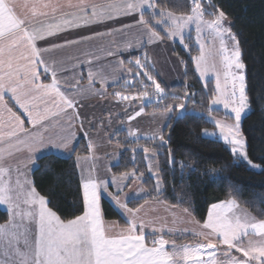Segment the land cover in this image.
<instances>
[{
    "label": "snow or ice",
    "instance_id": "snow-or-ice-1",
    "mask_svg": "<svg viewBox=\"0 0 264 264\" xmlns=\"http://www.w3.org/2000/svg\"><path fill=\"white\" fill-rule=\"evenodd\" d=\"M191 3L190 15L176 16L158 9L154 0H121L112 4L79 0L66 5L0 0V144L6 146L0 148V205H5V211L10 213L7 222L0 224V264H264V218L244 213L231 193L229 199L211 204L202 224L195 221L200 224V230L192 232L197 243L169 241L164 237L163 228H154L153 232L160 235H153L149 241L143 231L144 222L138 221L144 205L129 207V198L125 195L126 188L143 180V172L133 169L117 176L108 169V179L81 175L82 214L68 219L53 210L55 204L36 190L34 181L28 179L21 167L32 162L40 149L74 152L70 146L77 138L71 129L84 128L78 97L107 95L103 88L97 90L95 87L97 83L108 86L106 78L92 70L93 60L101 59L99 55L85 51L84 59L79 56L57 58L56 53L79 49L97 38L123 35L133 29L146 37L137 40L143 47L163 39L156 30L162 24H168L165 33L168 38L178 37L183 42L185 29L194 24L198 54L191 59L195 70L199 77H206L209 71L215 75V87L207 94L208 120L218 132L209 134L205 130L204 135L218 136L234 159L246 162L250 169L264 172V168L249 158V143L243 128V120L251 111L248 66L244 62L241 42L231 30L234 25L211 0H203V4L201 0H191ZM20 8L30 11L21 13ZM38 8L47 11L38 12ZM66 8L73 11H65ZM146 10L152 12L147 18ZM206 15L212 19H205ZM125 18H131L133 23H126ZM117 23L121 26L119 29L115 26ZM101 28L104 31H100ZM76 29L81 30L76 33L77 39H64L63 43L49 40L60 32ZM184 46L188 48L187 44ZM129 47L131 44H125L121 51ZM117 54L111 47L106 49L107 56ZM85 63L89 70L81 75ZM128 63L140 70L133 75L142 76L150 85L138 80L142 86L139 96L114 92L115 98L156 102L169 114L177 109L183 112L186 103L192 101L194 94L190 95L187 89L179 95L162 87L148 71L146 51ZM85 80L86 85L83 84ZM203 87L207 88V83ZM165 100L172 103L164 104ZM214 109L222 110L225 118L213 117L211 111ZM143 112L141 107L129 119ZM5 114L10 119L5 120ZM89 124L95 127L91 121ZM169 126L146 139L167 145L171 140ZM87 135L86 131L81 132V138ZM128 135L137 141L141 139L132 129ZM20 146L26 149L27 155H19ZM88 148L94 150L95 145L89 141ZM140 150L149 153L146 147ZM131 151L135 153L136 149ZM156 155L153 153V158ZM76 159L79 162L82 158L77 156ZM261 159L264 161V157ZM172 163H177L174 157ZM110 188L115 191H109ZM153 191L157 196L163 193L158 179ZM103 194L127 214L126 227H118L115 222L106 223L101 206ZM121 196L125 198L122 200Z\"/></svg>",
    "mask_w": 264,
    "mask_h": 264
},
{
    "label": "trees",
    "instance_id": "trees-1",
    "mask_svg": "<svg viewBox=\"0 0 264 264\" xmlns=\"http://www.w3.org/2000/svg\"><path fill=\"white\" fill-rule=\"evenodd\" d=\"M158 9L172 12L176 15L191 14L193 6L191 0H154ZM222 9L234 27L241 42L244 62L248 66L250 113L243 120V128L249 143V158L264 168V0H211ZM203 4V2H202ZM207 8V4H204ZM146 18L151 12L145 13ZM207 19L212 18L206 15ZM162 37L166 39L161 32ZM124 38V34H123ZM138 40V39H137ZM137 40L132 49L125 53L127 62L138 55ZM188 48H182L174 43V53L182 61L183 80L170 87L164 86L169 93L183 95L187 89L193 95L192 101L186 103L185 114L181 117L173 116L168 125L171 140L167 145L158 141L130 140L125 133H121L119 141L123 150L118 165L113 167V173L120 175L133 169L144 173L142 185L151 195L146 200L163 201L180 209H187L197 221L203 223L211 204L234 197L241 208L247 210L254 217L264 218V172L254 171L246 162L236 160L228 151V146L218 139H210L203 135L204 131L213 128L206 115L209 114L208 92L213 88V82L207 83V88L197 76L192 57H195L197 46L193 34L183 41ZM124 62V63H125ZM149 63V61H148ZM126 65V64H124ZM130 65V64H129ZM132 67H134L132 65ZM134 70H137L134 67ZM156 77V76H155ZM124 88V91L140 92L142 87L138 82L135 86ZM172 103L171 100L163 101ZM148 109L162 110V105L152 103L144 106ZM223 116L220 111H211ZM168 134L165 135L167 139ZM141 147L155 151L156 162L162 182L163 193L159 196L153 191L155 180L149 174L146 158ZM131 149H136L135 153ZM87 151L84 140L80 142L77 154ZM134 157V159H133ZM174 157L177 163H172ZM33 172L36 190L55 204L62 218H74L82 214L79 176L75 157L62 158L53 154L41 157ZM47 166V167H46ZM238 189V191H237ZM145 199L132 200L129 207H139ZM51 206V205H50ZM104 218L117 220L125 226L124 220L105 199L101 200ZM9 216L0 208V224L6 223Z\"/></svg>",
    "mask_w": 264,
    "mask_h": 264
},
{
    "label": "crops",
    "instance_id": "crops-1",
    "mask_svg": "<svg viewBox=\"0 0 264 264\" xmlns=\"http://www.w3.org/2000/svg\"><path fill=\"white\" fill-rule=\"evenodd\" d=\"M28 3H35L38 5L46 4V3H55V4H68L69 0H27ZM19 3H25V0H19ZM102 4V3H99ZM19 11L21 13L25 11H30V9L20 8ZM37 11H47L43 8H38ZM65 11H69V9H65ZM73 11V10H70ZM150 10H147L148 12ZM126 23H133L132 20L125 18ZM116 28L119 29L121 26L117 23ZM81 31L80 29H76L74 31L68 32H60L57 36L49 37V40H52L56 43H63L64 39H77L76 33ZM100 31H104L103 28ZM138 31L133 29L131 32H126L123 35H112L110 38L105 36L103 39L97 38L95 41L85 44L81 46L79 49L69 48L68 50H61L56 53L57 58H67L70 56H79L81 59H84V52L91 51L96 55H99L101 59L99 61L93 60L92 70L95 73L99 72L102 74L106 80L108 86L105 87L100 83L96 84V89L100 90L103 88L104 91H108L106 96H82L78 97L80 100V113L81 118L84 119V128L80 129L79 126L71 129L76 134V140L73 145L70 146L74 148V152H70L69 149H63L61 151H56L54 148L40 149L38 150L34 156L32 162H28L26 167L22 165V170L27 173V177L30 181H33V172L37 165L38 160L46 155H56L62 158L75 157L77 168L79 172V176L81 179V175L87 176L91 174L94 177H99L100 179H108L110 173L108 169L113 173V167L118 165L121 158V152L123 150L119 141H116V138L120 136L121 133H125L127 136V131L121 129L122 125L125 128H132V130L137 131V134L140 135L141 138H146L148 136L153 135L158 132L160 129L164 128L169 123L168 114H163L162 110H153L144 108V112L141 117H136L135 119H129L130 116H133L136 111H138V106L135 105V108L132 113L131 107H125L124 110H129L125 117L127 121L123 119L122 114V106L119 102L112 100L106 101L112 95L109 89L115 87L117 84L121 85V66L123 64H119V61H122V52L121 48L125 44H134V42L138 39ZM91 35V33H87ZM113 48L118 54L113 56L106 55L107 48ZM132 49V46L129 47L124 52H128ZM87 59H91V57H87ZM79 62V61H77ZM130 64V63H129ZM117 69V72H116ZM89 70L88 64L85 63L83 69L81 70V75H86V72ZM117 73V75H116ZM114 74V76H112ZM111 79V80H110ZM115 79V80H114ZM117 81V82H116ZM83 84H87V80L83 81ZM111 84V85H110ZM113 99L115 98L112 96ZM7 99V98H6ZM103 100V101H102ZM102 102V104H101ZM131 105V104H129ZM11 106V105H10ZM15 111V108L13 109ZM119 113L120 121L116 122L117 116L114 115L115 112ZM161 113L163 114L162 116ZM107 116L109 120L106 122ZM165 116V118H164ZM86 117V119H85ZM10 119L5 114V120ZM91 121L92 124H95V127H92L89 124ZM26 126L27 121L25 122ZM129 130V129H128ZM141 130V131H140ZM86 131L88 133L87 136L81 138V132ZM152 132V133H150ZM130 140L136 141L133 137L127 136ZM84 140L85 145L87 147V151L84 154H77V149L80 144ZM148 140V139H141ZM91 141L95 145L94 150H89L88 142ZM6 147L3 144H0V148ZM22 151L19 153L20 156L27 155L26 149H23V146H20ZM79 156L82 159L77 162L76 157ZM36 157H39L38 159ZM86 159H83L85 158ZM147 164V163H146ZM15 166V165H14ZM118 176V175H117ZM161 178V177H160ZM154 179V178H153ZM156 183V182H155ZM82 184V179H81ZM162 187V186H161ZM143 190V191H141ZM109 191H115L114 188H110ZM133 193L136 194L133 197ZM125 195L129 198L128 203L132 200L139 199H148L149 192L142 185V183L137 180L130 185V187L125 189ZM125 196H121L123 200ZM105 199L108 201L113 208L117 211V213L121 216V218L125 222V226H122L117 220H107L106 223L111 224L115 222L118 227H126L127 226V214L124 213L121 209H119L109 198L107 194H103L101 200ZM144 207L141 209L138 214V221L144 222V229L146 237L150 241L153 235L157 237L160 233H154L153 229H164V237L169 241L175 240L177 244H195L198 240L192 235V232L200 230V224L195 223L197 221L189 212H185V210L180 209L178 207L169 205L163 201H154V200H146V203H143ZM0 208L5 211L6 206L0 205ZM241 208V207H240ZM103 212V211H102ZM10 217V213H7ZM4 224V223H3ZM185 229L191 231H184ZM171 230V231H169ZM219 255V253H218Z\"/></svg>",
    "mask_w": 264,
    "mask_h": 264
},
{
    "label": "rangeland",
    "instance_id": "rangeland-1",
    "mask_svg": "<svg viewBox=\"0 0 264 264\" xmlns=\"http://www.w3.org/2000/svg\"><path fill=\"white\" fill-rule=\"evenodd\" d=\"M77 2H79V0H69V3L75 4ZM88 2L102 3V4H112V3H119V2H121V0H88ZM202 2H203V0H201V3ZM70 10H72V9H69V11ZM149 12H151V10ZM165 12H168V11H165ZM151 15H152V12H151ZM174 15H176V14H174ZM176 16H182V15H176ZM184 16H187V15H184ZM127 19L131 20V18H127ZM156 19H161V18L160 17H156ZM205 19H207V18L205 17ZM210 19H212V18H210ZM129 24H131V23H129ZM156 30L160 33L161 37H162V34H161V32H162L164 34V36L166 37V39L163 38L162 40L157 41V42H153V43H150V44H144L143 47L141 46L140 43H137V51H138L137 52L138 53L137 57L141 56V52L142 51H146L147 57H148V61H149V65H150L148 71H150L152 75L156 76L155 77L156 80L161 83L162 87H164V86L170 87L172 85H175L177 83L182 82V80H183V72H184L182 61L174 53V43H178L184 49H185V46H184L185 44L183 42H180L178 37L177 38H168L165 35V33L168 31V24H162L159 27H157ZM191 34H193V38H194V41H195L196 33H195V25L194 24L190 25L189 28L185 29V31H184L185 38H188ZM145 39H146V37L142 36V34L139 32L138 33V40L142 41V40H145ZM195 44H196V42H195ZM125 53L126 52H124V51L122 52V54H124V55H122L124 57V59H125ZM124 59H122V61L125 62ZM130 60H133V59L127 60V62L123 63V65L121 66V80H120L121 81V83H120L121 85L117 84L115 87H112L111 89H109L110 92H112V95L109 98L106 99L107 102L108 101H112V100H115V101L119 102V104L122 106V114H123V119L125 121H127V118H128V117H125V115L129 111V110H124L125 107H131L132 108V113H133L135 105L138 106V111H139V109L141 107L148 106V105H150L152 103H156V102L144 103V102H142L140 100L121 101L118 98H114L113 99L112 96H113L114 92H122L126 96H139V94L141 92L140 91V92L133 93V92H129V91H124V88L126 90H129L128 87L135 86V83L138 82V80H144V78L142 76L137 77V76L133 75V73H138L140 70L139 69L134 70V67H132L133 64L129 65V63H128V61H130ZM124 64H126V65H124ZM129 69H131V71H129ZM116 72H117V69H116ZM196 73H197L198 78L200 79V81L203 84L208 83V82H213V88L215 87V75H214L213 72L209 71V73H208V75L206 77H199V73L197 71H196ZM116 75H117V73H116ZM112 76H114V74ZM144 83L150 85V82H148L147 80H144ZM139 85L141 86L140 83H139ZM107 93H108V91H107ZM149 95L151 96V88H149ZM101 104H102V102H101ZM129 104H131V105H129ZM209 107H210V105H209ZM212 111H217V112L220 111V112L223 113L222 110H215L214 109ZM161 112H163V114L166 115V113L163 111V109H162ZM163 114L161 113L160 116H162ZM167 114H168V119L170 121V119L173 116H175V111L173 113H170V114L167 113ZM184 114H185V110L183 112H181V110L177 109V116L178 117H181ZM114 115L117 116L116 122L120 121L119 113L117 111L114 113ZM141 115L139 117H141ZM208 115H206L207 120H208ZM211 115L213 117H215L216 119H224L225 118L224 114H223V116H220V115H216L214 113H211ZM164 118H165V116H164ZM108 120H109V117L107 116L106 122ZM121 129L126 130L127 131V136H129L128 135V131H129L128 129H132V128H128L127 129V128L124 127V125H122ZM206 130H207V132L209 134L218 132V129L215 126L213 128H209V129H206ZM150 133H152V132H150ZM203 135H204V133H203ZM140 136H141V133H140ZM205 137L210 138V139H218V140H220L218 136L208 135V136H205ZM130 138H131V136H130ZM141 139H146V138H141ZM220 141L223 142L222 140H220ZM153 153H155V151L152 150V149H149V153H147V154L144 153L145 154V158H146V163H147L148 169H149V164L152 165V170L149 171V174L154 178L155 182L158 179L160 181L161 186H162V182H161V178H160V174H159V169H158V165H157V162H156V157L153 158V156H152ZM240 161H242V160H240ZM254 171H260V170L259 169H255ZM240 209H242L244 213H247V214H250L251 216H253L247 210H245L243 208H240Z\"/></svg>",
    "mask_w": 264,
    "mask_h": 264
}]
</instances>
